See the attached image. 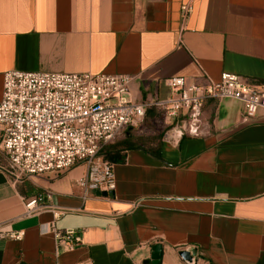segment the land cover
<instances>
[{
    "label": "crops",
    "instance_id": "obj_1",
    "mask_svg": "<svg viewBox=\"0 0 264 264\" xmlns=\"http://www.w3.org/2000/svg\"><path fill=\"white\" fill-rule=\"evenodd\" d=\"M11 69L126 74L136 102L167 98L170 76L264 82V0H0V99ZM202 121V135L166 143L148 108L131 133L149 143L114 163L107 195L84 194L81 163L18 181L0 165V264H143L155 243L160 264H264V105L245 118L241 100L208 99ZM53 226L81 244L57 248Z\"/></svg>",
    "mask_w": 264,
    "mask_h": 264
},
{
    "label": "built area",
    "instance_id": "obj_2",
    "mask_svg": "<svg viewBox=\"0 0 264 264\" xmlns=\"http://www.w3.org/2000/svg\"><path fill=\"white\" fill-rule=\"evenodd\" d=\"M181 10L185 15L192 6L183 5ZM130 80L126 74L5 71L0 154L13 180L58 175L81 163L86 170L78 183L84 194L90 188L112 193L114 162L104 158L103 151L127 127L137 126L148 108H158L166 120L161 139L178 144L185 135L203 134V107L208 99L241 100L245 118L254 117L264 105V82L233 73L224 72L207 84L170 76L164 79L170 89L167 98L143 102L126 98ZM50 198L49 192L38 193L26 202V212L49 206L44 201ZM51 230L57 248L73 250L82 242L75 229L53 226ZM3 236L20 239L22 232L7 230Z\"/></svg>",
    "mask_w": 264,
    "mask_h": 264
},
{
    "label": "trees",
    "instance_id": "obj_3",
    "mask_svg": "<svg viewBox=\"0 0 264 264\" xmlns=\"http://www.w3.org/2000/svg\"><path fill=\"white\" fill-rule=\"evenodd\" d=\"M131 128L132 127H127L119 137H117L114 141L106 145L105 150L103 151L104 158L114 163L123 162L125 160L124 159L125 150L131 148H139L145 146L146 144L148 145L149 142H147V139L145 137L133 136L131 133ZM126 131L129 132L128 136L126 134Z\"/></svg>",
    "mask_w": 264,
    "mask_h": 264
},
{
    "label": "water",
    "instance_id": "obj_4",
    "mask_svg": "<svg viewBox=\"0 0 264 264\" xmlns=\"http://www.w3.org/2000/svg\"><path fill=\"white\" fill-rule=\"evenodd\" d=\"M102 195H107L106 192H101ZM180 255L185 261H192V258L196 256V249H192V252L189 250H183L180 252ZM193 255V256H192ZM161 258V245L155 243L151 247L150 257L143 261V264H160Z\"/></svg>",
    "mask_w": 264,
    "mask_h": 264
},
{
    "label": "rangeland",
    "instance_id": "obj_5",
    "mask_svg": "<svg viewBox=\"0 0 264 264\" xmlns=\"http://www.w3.org/2000/svg\"><path fill=\"white\" fill-rule=\"evenodd\" d=\"M0 165L4 166V167L7 166V161H6L5 157L2 154H0Z\"/></svg>",
    "mask_w": 264,
    "mask_h": 264
}]
</instances>
